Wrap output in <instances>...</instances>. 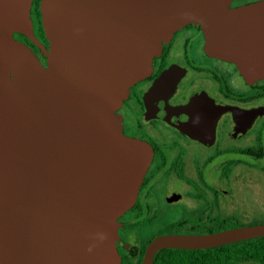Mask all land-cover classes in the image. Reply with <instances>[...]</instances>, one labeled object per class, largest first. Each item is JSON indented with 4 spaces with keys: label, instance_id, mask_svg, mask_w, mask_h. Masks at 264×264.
<instances>
[{
    "label": "water",
    "instance_id": "95a60500",
    "mask_svg": "<svg viewBox=\"0 0 264 264\" xmlns=\"http://www.w3.org/2000/svg\"><path fill=\"white\" fill-rule=\"evenodd\" d=\"M32 0H0V264H121L118 218L134 204L151 160L116 114L154 57L186 25L211 54L224 50L246 80L264 81L241 55L232 0H41L48 41L42 67ZM242 37V38H240ZM264 237V225L209 235L156 237L162 250H207Z\"/></svg>",
    "mask_w": 264,
    "mask_h": 264
},
{
    "label": "flooded vegetation",
    "instance_id": "af4514ba",
    "mask_svg": "<svg viewBox=\"0 0 264 264\" xmlns=\"http://www.w3.org/2000/svg\"><path fill=\"white\" fill-rule=\"evenodd\" d=\"M40 4L32 0L29 8L35 42L13 38L44 67L49 44ZM228 9L237 15L234 29L248 39L242 60L264 73V0H232ZM116 114L122 133L151 151L136 200L117 220L121 264H140L159 236L259 225L248 220L264 216V81L246 80L228 52L209 53L200 26L172 35ZM241 198L259 209H239Z\"/></svg>",
    "mask_w": 264,
    "mask_h": 264
},
{
    "label": "trees",
    "instance_id": "16d2710c",
    "mask_svg": "<svg viewBox=\"0 0 264 264\" xmlns=\"http://www.w3.org/2000/svg\"><path fill=\"white\" fill-rule=\"evenodd\" d=\"M154 264H264V237L207 250H162Z\"/></svg>",
    "mask_w": 264,
    "mask_h": 264
},
{
    "label": "rangeland",
    "instance_id": "374dc122",
    "mask_svg": "<svg viewBox=\"0 0 264 264\" xmlns=\"http://www.w3.org/2000/svg\"><path fill=\"white\" fill-rule=\"evenodd\" d=\"M261 202V200H259V203ZM247 205V206H246ZM244 206L247 207L245 209L247 210H251L254 212H256V210H258V203L255 202L254 200H248L247 198H241L240 201H239V209L243 208L244 209ZM248 222H254V223H258L259 225H264V216H261L259 214H254L252 216V218H250L248 220Z\"/></svg>",
    "mask_w": 264,
    "mask_h": 264
}]
</instances>
